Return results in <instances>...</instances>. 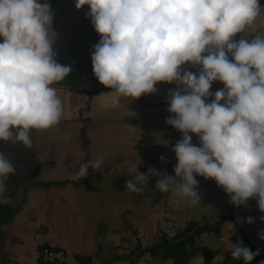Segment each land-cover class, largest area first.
<instances>
[{
  "label": "clouds",
  "instance_id": "clouds-1",
  "mask_svg": "<svg viewBox=\"0 0 264 264\" xmlns=\"http://www.w3.org/2000/svg\"><path fill=\"white\" fill-rule=\"evenodd\" d=\"M87 5V16L99 43L91 54L99 83L119 97L138 99L156 91L159 82L176 83L168 94L166 124L182 138L172 151L175 176L156 168L125 182V191L142 193L150 176L155 189L195 205L201 194L196 176L212 179L236 207L255 199L264 213V33L247 39L261 14L259 0H75ZM51 5L44 0H0V142L32 147L30 132L57 125L63 104L54 84L73 69L57 62L50 35ZM52 31V29H51ZM53 32V31H52ZM243 33L238 41L233 38ZM232 57L230 60L229 57ZM199 65V75L182 70ZM224 88L210 92L212 83ZM213 96L212 101L206 102ZM195 134L200 146L192 143ZM161 161L165 157H160ZM104 158L81 163L76 179L89 168L99 170ZM16 168L0 150V178ZM0 180V192L5 191ZM264 222V215L260 217ZM246 222L252 224L249 216ZM264 240V230L257 233ZM234 260L245 264L260 254L239 240L232 244ZM264 264V261H260Z\"/></svg>",
  "mask_w": 264,
  "mask_h": 264
},
{
  "label": "crops",
  "instance_id": "crops-1",
  "mask_svg": "<svg viewBox=\"0 0 264 264\" xmlns=\"http://www.w3.org/2000/svg\"><path fill=\"white\" fill-rule=\"evenodd\" d=\"M47 2L54 14L50 35H55L57 62L73 70L53 85L63 104L57 125L32 130L31 148L0 142V150L16 168L15 175L0 178L6 186L0 192V264H42L40 249L47 245L64 249V264H174L173 259L148 252L137 255L159 240L157 223L165 216L176 221L178 231L191 220L215 223L225 218L218 232L196 237L184 264L239 263L243 259L234 260L230 251L239 240L264 254V240L257 235L264 230L263 213L256 200L236 207L212 179L196 176L201 200L195 205L176 196L174 188L157 191L155 176L149 177L142 193L125 191L136 169L147 174L156 168L175 176L178 161L172 148L182 133L166 119L174 116L168 111V94L177 84L159 82L153 93L114 101L112 89L100 84L93 72L91 54L101 36L87 16L90 8L77 9L75 0ZM259 3L255 32L249 30L247 39L264 33V0ZM241 37L244 34L238 33L233 39ZM181 67L199 75L201 66ZM223 88L222 82L214 81L210 92ZM189 135L200 146L199 138ZM101 156L99 170L89 168L86 178H75L81 163ZM249 216L252 224L246 222Z\"/></svg>",
  "mask_w": 264,
  "mask_h": 264
},
{
  "label": "trees",
  "instance_id": "trees-1",
  "mask_svg": "<svg viewBox=\"0 0 264 264\" xmlns=\"http://www.w3.org/2000/svg\"><path fill=\"white\" fill-rule=\"evenodd\" d=\"M225 218L215 223H200L198 221H188L182 230H179L173 237H166L161 235L159 240L145 249L138 251L137 255L148 252L151 256H159L162 258L173 259L174 264H184L189 260L187 249L196 241V237L206 232H218L224 222ZM253 252L256 250L251 248ZM264 254L256 256L250 264H260L263 260ZM132 262L133 257H130ZM236 264H245L242 260Z\"/></svg>",
  "mask_w": 264,
  "mask_h": 264
},
{
  "label": "built area",
  "instance_id": "built-area-1",
  "mask_svg": "<svg viewBox=\"0 0 264 264\" xmlns=\"http://www.w3.org/2000/svg\"><path fill=\"white\" fill-rule=\"evenodd\" d=\"M158 230L160 235H165L170 238L178 232V226L176 221L170 218H164L158 223ZM39 258L42 264H64L66 262V252L62 248L49 245L42 246Z\"/></svg>",
  "mask_w": 264,
  "mask_h": 264
},
{
  "label": "rangeland",
  "instance_id": "rangeland-1",
  "mask_svg": "<svg viewBox=\"0 0 264 264\" xmlns=\"http://www.w3.org/2000/svg\"><path fill=\"white\" fill-rule=\"evenodd\" d=\"M164 218H170L169 216H165V217H163L162 219H164ZM162 219H160V221L162 220ZM170 219H172V220H174L173 218H170ZM160 221H158V223L160 222ZM175 221V220H174ZM157 223V224H158ZM157 228H158V226H157ZM42 249V248H41ZM41 249H40V251H41Z\"/></svg>",
  "mask_w": 264,
  "mask_h": 264
},
{
  "label": "water",
  "instance_id": "water-1",
  "mask_svg": "<svg viewBox=\"0 0 264 264\" xmlns=\"http://www.w3.org/2000/svg\"><path fill=\"white\" fill-rule=\"evenodd\" d=\"M262 261H264V258H263V260Z\"/></svg>",
  "mask_w": 264,
  "mask_h": 264
}]
</instances>
